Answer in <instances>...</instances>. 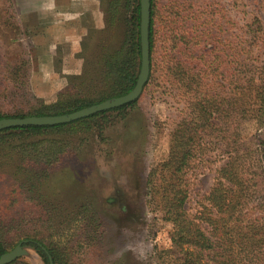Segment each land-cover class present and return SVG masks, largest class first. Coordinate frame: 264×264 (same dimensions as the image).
Segmentation results:
<instances>
[{
  "label": "rangeland",
  "instance_id": "374dc122",
  "mask_svg": "<svg viewBox=\"0 0 264 264\" xmlns=\"http://www.w3.org/2000/svg\"><path fill=\"white\" fill-rule=\"evenodd\" d=\"M261 1L158 0V82L144 89L133 108L109 112L72 133L22 140L60 143L52 146L57 158L51 162L29 148L23 155L27 147L18 143H0V241L7 253L35 239L58 252L59 264H173L172 225L148 203L147 186L151 170L169 156L184 109L176 89L164 86L162 53L169 47L186 65L220 57L224 64L218 71L232 93L238 35L246 26L247 32L264 29ZM91 2L77 18L66 12L65 0L61 13L53 0H0L2 111L97 102L110 94L114 81L106 59L122 48L132 8L127 0ZM248 52L251 62L259 55L264 59L259 46L251 44ZM203 54L206 59L196 63ZM242 132L244 141L252 142L264 135V127L249 122ZM222 157L194 171L187 205L192 213L212 188ZM25 250L20 264H46L37 250Z\"/></svg>",
  "mask_w": 264,
  "mask_h": 264
},
{
  "label": "trees",
  "instance_id": "16d2710c",
  "mask_svg": "<svg viewBox=\"0 0 264 264\" xmlns=\"http://www.w3.org/2000/svg\"><path fill=\"white\" fill-rule=\"evenodd\" d=\"M157 1L151 0L150 78L146 87L158 82L154 58L159 49ZM261 2L264 4V0ZM126 6L132 10L124 44L106 59V70L114 81L110 94L97 102L60 101L15 113L0 109V120L68 115L129 94L142 67L141 0H127ZM5 22L8 28L16 26L11 27L10 20ZM247 29L248 26L241 30L235 47L232 93L227 78L218 71L224 64L220 57L215 56L212 62L186 65L181 58L172 56L171 48L162 53L164 86L176 89L175 97L180 98L184 109L170 137L169 156L151 170L147 186L148 203L172 225L168 254L173 264H264V135L246 142L242 132V126L249 122L264 127V59L260 60L259 55L251 62L248 52L251 44L264 49V29L259 27L254 32ZM206 56L196 57V63ZM137 103L65 125L6 129L0 132V143H18V147H27L21 149L23 155H29V148L41 160L51 162L57 158L52 146H61L60 143L49 140L22 143V140L47 133H72L109 112H124ZM221 156L224 160L216 171L212 188L192 213L187 205L194 171L208 168ZM21 243L37 250L46 264H50V256L54 264H59L58 252L47 249L43 242L27 239ZM6 253L0 241V256ZM12 264L20 263L17 260Z\"/></svg>",
  "mask_w": 264,
  "mask_h": 264
},
{
  "label": "water",
  "instance_id": "95a60500",
  "mask_svg": "<svg viewBox=\"0 0 264 264\" xmlns=\"http://www.w3.org/2000/svg\"><path fill=\"white\" fill-rule=\"evenodd\" d=\"M150 21H151V0H141V46H142V67L135 88L126 96L106 101L98 105L85 108L68 115L55 117H28L23 119L0 120V132L6 129L17 127H52L70 124L98 113L111 111L117 108L134 103L140 99L150 78ZM25 246L18 245L13 251L0 256V264H12L26 255ZM50 264L53 259L49 257Z\"/></svg>",
  "mask_w": 264,
  "mask_h": 264
},
{
  "label": "crops",
  "instance_id": "0c3cea01",
  "mask_svg": "<svg viewBox=\"0 0 264 264\" xmlns=\"http://www.w3.org/2000/svg\"><path fill=\"white\" fill-rule=\"evenodd\" d=\"M65 1L66 3H64V7L67 9L66 12L73 14L77 18L83 16L84 13L88 11L87 9L89 6H93L91 0H65ZM53 6L57 13H61V10H59V7L61 6L60 0H53ZM62 13L64 12L62 11ZM77 53L78 51L75 49L73 53V57H75V54ZM72 63H75V61L73 60Z\"/></svg>",
  "mask_w": 264,
  "mask_h": 264
}]
</instances>
